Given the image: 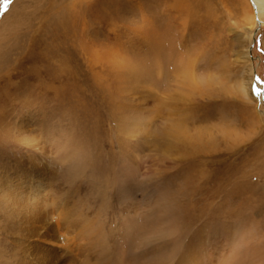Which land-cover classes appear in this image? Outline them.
<instances>
[{
    "label": "rangeland",
    "instance_id": "1",
    "mask_svg": "<svg viewBox=\"0 0 264 264\" xmlns=\"http://www.w3.org/2000/svg\"><path fill=\"white\" fill-rule=\"evenodd\" d=\"M251 8L0 0V192L4 180L45 191L33 220L9 215L1 199L0 264L11 235L22 241L67 216L93 223L83 249L98 255L114 253L120 235L137 242L156 219L178 245L192 230L187 215L237 225L264 264V17ZM48 160L51 177L39 169ZM74 228L57 232L66 249Z\"/></svg>",
    "mask_w": 264,
    "mask_h": 264
},
{
    "label": "bare ground",
    "instance_id": "2",
    "mask_svg": "<svg viewBox=\"0 0 264 264\" xmlns=\"http://www.w3.org/2000/svg\"><path fill=\"white\" fill-rule=\"evenodd\" d=\"M247 1L252 7V11L249 10L252 12L253 18H255V16L257 18L264 17V0ZM85 48L87 49V46H85ZM243 55H250L247 49L243 52ZM251 72V69L247 70L245 76L247 81H243L245 89L246 84H249L252 80ZM27 125H24V127L19 130V135L21 136V140H24L26 144L32 147L34 146L33 143L36 141L31 135L32 132L29 133V130H27ZM61 149L62 148H60V150ZM63 152L66 153V151ZM43 163L44 165L42 164L39 166L41 171L46 168L48 170V168L53 165L51 164V160L50 162L48 160ZM52 170L53 169L48 170V176L52 174ZM7 183V181H3L1 186L3 189H1L0 192V201L2 199L3 202H5L3 208L7 210V213L17 217L19 220L21 219L22 221L36 219L39 215L38 205L43 202L42 197L45 191H42L39 185L34 184L35 182H29L28 185L16 181ZM122 189L123 188L121 187V190L118 192L119 197H122L126 191H129L127 190L128 186L124 191H122ZM60 213L62 212L59 211L56 215H59ZM185 214L186 213H184V216ZM67 217L62 221V225H59L58 221L54 223V229H51L56 235H51L49 233L51 229L49 230L48 227L44 228L42 231V228L44 227L42 225L34 230L36 235H27L22 238V241L20 240L21 235H11V241L8 240L7 244V241H4L5 245L10 248L11 253L8 255L11 260L8 259L9 257H6L8 260L3 259L2 262L4 261L5 264L6 262L10 264H262L260 258L259 260H254V258H252L254 257L252 256V253L251 258L248 256L245 246L247 234L244 235L241 233L245 231H241V228L237 225L230 224L225 220H217L212 223H199L196 225V215L195 219L193 218V215H187L186 219H189V221L186 222V224L184 223V226L188 229L192 228V230L191 232H188L189 234L187 233V235H183L182 240H179V242H177L178 245H176L173 241L177 238V235L171 236L173 235L171 227L168 226V224L166 226L163 219H156L153 222L154 227L151 230L152 232L148 234V231H144L143 235L138 238L137 242L132 239L131 235H120V243H118L117 248H114V253L102 250V253L97 255L83 249V247L89 243V240L91 241L93 239V235L96 233L93 223L87 220L82 225V222L75 224ZM49 226L51 225L49 224ZM69 226H73L75 227L74 229H76V243L73 247L74 250L66 249L61 243L62 235H58L57 233H60V229H66ZM24 229L26 230V228ZM29 229H27V231ZM133 241L135 244H133ZM16 248H19L21 252H15L14 249ZM135 255L136 257H134Z\"/></svg>",
    "mask_w": 264,
    "mask_h": 264
}]
</instances>
